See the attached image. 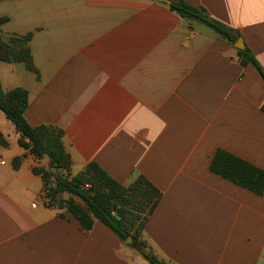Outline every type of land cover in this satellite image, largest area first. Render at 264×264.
<instances>
[{
  "label": "crops",
  "instance_id": "crops-1",
  "mask_svg": "<svg viewBox=\"0 0 264 264\" xmlns=\"http://www.w3.org/2000/svg\"><path fill=\"white\" fill-rule=\"evenodd\" d=\"M183 1L235 41L159 0H0L2 34L31 35L37 71L0 62L1 88L28 92L30 126L63 132L72 175L95 163L161 192L142 239L164 264H264V192L209 171L219 149L264 171V81L239 54L264 71V0ZM0 140V264H149L97 220L82 230L44 205L32 168L48 159L1 111Z\"/></svg>",
  "mask_w": 264,
  "mask_h": 264
},
{
  "label": "trees",
  "instance_id": "trees-1",
  "mask_svg": "<svg viewBox=\"0 0 264 264\" xmlns=\"http://www.w3.org/2000/svg\"><path fill=\"white\" fill-rule=\"evenodd\" d=\"M169 10L184 20L199 22L230 42L235 41L231 30L209 18L203 9L188 5L183 0H172ZM7 18L0 17V27ZM31 35H3L0 29V62L23 63L25 68L37 73L29 42ZM242 66L251 64L264 81V71L247 49L239 51ZM28 106V92L15 88L4 92L0 85V111L19 134L18 144L35 159H48V168L33 167L32 173L40 176L44 190V205L58 208L70 214L82 230L89 231L94 220L109 228L120 241L132 239L134 249L149 264H164L142 239L145 225L157 207L161 192L144 176H137L129 185L123 186L107 175L95 163L88 164L83 171L72 175L71 160L62 144L63 132L56 127L30 126L24 112ZM1 142V140H0ZM20 158L13 160L14 168ZM54 167L56 173L49 168ZM209 171L234 185L256 195L264 192V171L224 150L213 155ZM87 184L89 187L84 189ZM68 194L70 198L64 199ZM78 198L83 205L76 203Z\"/></svg>",
  "mask_w": 264,
  "mask_h": 264
},
{
  "label": "water",
  "instance_id": "water-1",
  "mask_svg": "<svg viewBox=\"0 0 264 264\" xmlns=\"http://www.w3.org/2000/svg\"><path fill=\"white\" fill-rule=\"evenodd\" d=\"M160 2H166V3H168V4H170V2L168 1V0H159ZM236 48L237 49H243L244 47H243V45H242V40L241 39H238L237 40V42H236ZM49 170L52 172V173H56V169L54 168V167H51V168H49ZM132 239L131 238H128L127 240H126V242H125V244L127 245V246H132Z\"/></svg>",
  "mask_w": 264,
  "mask_h": 264
},
{
  "label": "built area",
  "instance_id": "built-area-1",
  "mask_svg": "<svg viewBox=\"0 0 264 264\" xmlns=\"http://www.w3.org/2000/svg\"><path fill=\"white\" fill-rule=\"evenodd\" d=\"M88 187H89V185H87V184H85V185L83 186L84 189H87Z\"/></svg>",
  "mask_w": 264,
  "mask_h": 264
},
{
  "label": "rangeland",
  "instance_id": "rangeland-1",
  "mask_svg": "<svg viewBox=\"0 0 264 264\" xmlns=\"http://www.w3.org/2000/svg\"><path fill=\"white\" fill-rule=\"evenodd\" d=\"M3 65V63H1ZM1 85V84H0Z\"/></svg>",
  "mask_w": 264,
  "mask_h": 264
}]
</instances>
